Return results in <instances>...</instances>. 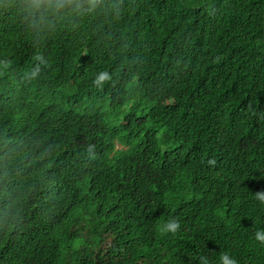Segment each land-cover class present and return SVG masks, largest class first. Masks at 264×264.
I'll return each mask as SVG.
<instances>
[{
  "label": "trees",
  "instance_id": "1",
  "mask_svg": "<svg viewBox=\"0 0 264 264\" xmlns=\"http://www.w3.org/2000/svg\"><path fill=\"white\" fill-rule=\"evenodd\" d=\"M258 192L264 0H0V264H264Z\"/></svg>",
  "mask_w": 264,
  "mask_h": 264
},
{
  "label": "clouds",
  "instance_id": "2",
  "mask_svg": "<svg viewBox=\"0 0 264 264\" xmlns=\"http://www.w3.org/2000/svg\"><path fill=\"white\" fill-rule=\"evenodd\" d=\"M92 2L94 3L95 0H92ZM102 78H106V76H103ZM256 195L258 199L264 202V192H258ZM178 228H179V223L175 220H170L164 225L163 231L175 233ZM256 239L264 243V234H262L261 232H257ZM221 264H236V262L230 259L227 254H224L221 257Z\"/></svg>",
  "mask_w": 264,
  "mask_h": 264
},
{
  "label": "rangeland",
  "instance_id": "3",
  "mask_svg": "<svg viewBox=\"0 0 264 264\" xmlns=\"http://www.w3.org/2000/svg\"><path fill=\"white\" fill-rule=\"evenodd\" d=\"M112 118H113L114 124H116L118 126L122 124L123 118L120 117V113H118L117 110L113 111ZM112 118H111V120H112ZM116 125H113V126H116Z\"/></svg>",
  "mask_w": 264,
  "mask_h": 264
}]
</instances>
